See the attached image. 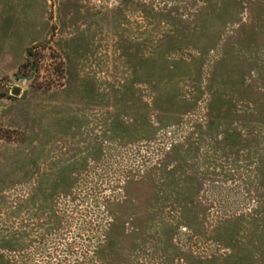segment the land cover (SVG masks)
Wrapping results in <instances>:
<instances>
[{
  "label": "rangeland",
  "instance_id": "rangeland-1",
  "mask_svg": "<svg viewBox=\"0 0 264 264\" xmlns=\"http://www.w3.org/2000/svg\"><path fill=\"white\" fill-rule=\"evenodd\" d=\"M0 264H264V0H0Z\"/></svg>",
  "mask_w": 264,
  "mask_h": 264
},
{
  "label": "water",
  "instance_id": "water-1",
  "mask_svg": "<svg viewBox=\"0 0 264 264\" xmlns=\"http://www.w3.org/2000/svg\"><path fill=\"white\" fill-rule=\"evenodd\" d=\"M19 92H20L19 89H14L15 94H18Z\"/></svg>",
  "mask_w": 264,
  "mask_h": 264
},
{
  "label": "trees",
  "instance_id": "trees-1",
  "mask_svg": "<svg viewBox=\"0 0 264 264\" xmlns=\"http://www.w3.org/2000/svg\"><path fill=\"white\" fill-rule=\"evenodd\" d=\"M29 63H30V60H28V61L24 64V66H28Z\"/></svg>",
  "mask_w": 264,
  "mask_h": 264
}]
</instances>
